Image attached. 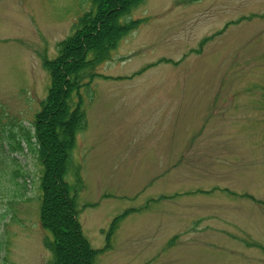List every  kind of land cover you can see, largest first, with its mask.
I'll return each instance as SVG.
<instances>
[{"label":"rangeland","instance_id":"rangeland-1","mask_svg":"<svg viewBox=\"0 0 264 264\" xmlns=\"http://www.w3.org/2000/svg\"><path fill=\"white\" fill-rule=\"evenodd\" d=\"M92 8L0 0V264H49L26 137L44 60ZM128 18L138 27L82 91L72 155L94 248L129 210L96 264H264V0H146Z\"/></svg>","mask_w":264,"mask_h":264},{"label":"trees","instance_id":"trees-1","mask_svg":"<svg viewBox=\"0 0 264 264\" xmlns=\"http://www.w3.org/2000/svg\"><path fill=\"white\" fill-rule=\"evenodd\" d=\"M146 0H92L74 31L57 45V57L45 59L50 88L26 137L42 166L40 214L44 245L51 251L49 264H96L112 244L119 222L129 210L113 219L107 243L94 248L79 219V192L85 184L80 165L72 162L77 134L88 125L83 90H92L97 68L111 58L120 41L140 23L128 18ZM93 96L90 98L92 99ZM73 175V182L69 180Z\"/></svg>","mask_w":264,"mask_h":264}]
</instances>
